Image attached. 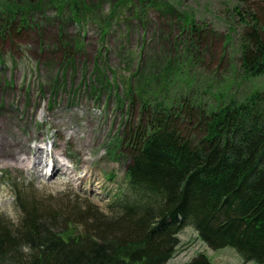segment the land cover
<instances>
[{"label": "rangeland", "instance_id": "1", "mask_svg": "<svg viewBox=\"0 0 264 264\" xmlns=\"http://www.w3.org/2000/svg\"><path fill=\"white\" fill-rule=\"evenodd\" d=\"M248 12L264 24V0H0V129L5 119L33 122L47 108L44 125L22 126L23 137L42 134L43 142L28 146L61 150L56 157L74 174L72 184L60 175L28 176L0 140V215L17 223L16 188L53 210L75 203L106 212L126 189L122 141L144 118L143 105L177 107L189 99L210 111L264 95V77L246 78L240 67ZM85 173L89 179L80 182ZM178 239L168 264L198 254L212 264H252L231 249L211 251L191 227Z\"/></svg>", "mask_w": 264, "mask_h": 264}, {"label": "trees", "instance_id": "2", "mask_svg": "<svg viewBox=\"0 0 264 264\" xmlns=\"http://www.w3.org/2000/svg\"><path fill=\"white\" fill-rule=\"evenodd\" d=\"M242 20L241 70L264 77L262 17ZM179 104L143 105L122 141L126 189L106 212L75 203L53 210L16 188L17 223L0 215V264H168L187 227L213 252L264 264V95L210 111ZM186 264L212 263L198 254Z\"/></svg>", "mask_w": 264, "mask_h": 264}, {"label": "bare ground", "instance_id": "3", "mask_svg": "<svg viewBox=\"0 0 264 264\" xmlns=\"http://www.w3.org/2000/svg\"><path fill=\"white\" fill-rule=\"evenodd\" d=\"M46 113H48L47 112V108H44L43 112L37 113L35 115L33 122L32 121L30 122V121L23 120L21 124H19L21 122L19 120H17V122L13 121V119H5V120H3L2 121L3 122V126L5 125V127L0 129V140L6 141V143L8 141V143H10L9 146H7V147H10L12 149H10V150L8 149V154L9 155H17V159L15 160V162L12 165L13 166L23 167L24 169H26V171H29L28 176H31V174H32L38 179L41 178V177L43 178V176L45 178H49L50 177L49 179H54L55 177L57 178V175H60V176L66 177L68 182H69V184H72L73 183L72 181H74L73 180V178H74L73 172L71 171L70 173H68V170H67L66 166L64 165L63 159L56 157V156L61 157V155H62V154H60V153H62L61 150H60L59 153L56 152V154L54 155V151H52V147H51V150L48 151V149H45L44 147L40 148V146H37L36 148H33L32 145L28 146V143L32 142V141H34L35 143L43 142L44 140L42 138V136H43L42 134H39L38 138L36 137L35 134H33V136L31 135L29 140H26L23 137L24 128L22 126H28L29 127L30 125H33L34 128L42 127L44 125V120H46L45 119L46 115H47ZM41 114L44 115L42 121L39 120V115H41ZM47 119H48V117H47ZM9 126H11L12 128L16 127L19 131L18 132L14 131V130L11 131V129L7 130ZM56 127H58V124H57ZM86 130H88V129H86ZM17 150H21V151L18 153ZM32 150L33 151L37 150V152H36V154L34 155V157L32 159V163H30L31 162L30 154H31ZM51 157L53 158L52 162L48 161V159L51 158ZM27 160H29V165L28 166L25 164ZM43 160H47L49 162V165H47V163L45 161H43ZM49 160H51V159H49ZM48 166H49V168H48ZM47 168H48V173L42 174L43 170L47 169ZM62 168H63V170H62ZM90 170H94V169H88V170H85V171H90ZM68 174H70L69 177H67ZM88 179H89L88 178V173H85V175H83L80 178L79 181L85 183V182H87Z\"/></svg>", "mask_w": 264, "mask_h": 264}]
</instances>
